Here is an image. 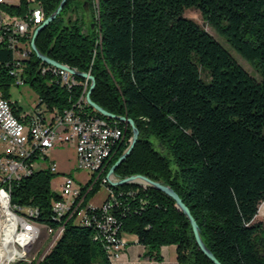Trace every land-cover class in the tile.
Here are the masks:
<instances>
[{"label": "trees", "instance_id": "16d2710c", "mask_svg": "<svg viewBox=\"0 0 264 264\" xmlns=\"http://www.w3.org/2000/svg\"><path fill=\"white\" fill-rule=\"evenodd\" d=\"M73 1L68 0L60 15L39 32L35 46L75 71L90 69L95 80L91 102L133 122L138 139L115 177L140 175L172 189L220 264H264L263 230L254 223L264 201V0H97L95 14L89 2L95 24L84 29L78 18L63 24L62 16ZM59 2L18 0L15 5L0 4V10L22 18L34 3L46 18ZM188 9L198 10L260 80L185 18ZM12 61V53L0 45L4 98ZM24 63L26 82L41 98L60 109L71 107L75 95L46 86L36 74L39 60L33 53ZM4 64L9 68H1ZM86 110L105 119L89 106ZM124 129L125 143L116 147L104 176L132 138L131 128ZM52 177L39 171L13 187V203L39 209L40 215H32V220L52 229L63 226L49 251L32 264H111L107 245L93 224H74L67 216L62 221L50 218L51 203L58 199L50 189ZM106 187L120 193L111 210L119 235H134L145 247V257L158 261L159 249L173 245L177 264H213L171 198L135 184Z\"/></svg>", "mask_w": 264, "mask_h": 264}, {"label": "built area", "instance_id": "2783aa9c", "mask_svg": "<svg viewBox=\"0 0 264 264\" xmlns=\"http://www.w3.org/2000/svg\"><path fill=\"white\" fill-rule=\"evenodd\" d=\"M0 4H7V1L0 0ZM6 18L8 21H5ZM44 19V12L38 5L22 18H11L0 10V45H4L13 57L10 68L7 64L1 65V68H9L7 74L18 86L26 82L24 62L32 53L31 35ZM90 71L84 73L92 76ZM36 74L49 88L63 90L72 97L74 94L75 102L71 101L70 108L60 109L58 105L49 104L39 97L36 105L16 115L14 102L0 94V238H9L11 249L16 252L8 264L15 260L28 262V254L41 232L51 238V242L63 232V226L49 229L47 223L43 226L28 224L27 215H40L39 209L12 202L15 183L39 171L46 170L53 175L58 173L57 164L52 160L48 162V159L51 149L62 143L74 147L76 170L87 175L90 166H98V176L95 181L86 179L77 185L69 174H64L60 191L55 193L58 199L51 203L50 218L68 215V220L74 224H93L97 237L106 243L110 255L116 256L117 260L125 242L120 239L111 210L120 193L116 194L106 187L107 196L99 206L84 204L86 196L83 194L85 190L89 192L107 171L116 147L119 149L125 143V129L118 126L117 120L103 119L86 110L89 106L86 101L90 85L88 79H80L41 61L36 67ZM105 176L102 184L106 186ZM138 186L147 188L145 184ZM22 230H30V237H22Z\"/></svg>", "mask_w": 264, "mask_h": 264}, {"label": "rangeland", "instance_id": "374dc122", "mask_svg": "<svg viewBox=\"0 0 264 264\" xmlns=\"http://www.w3.org/2000/svg\"><path fill=\"white\" fill-rule=\"evenodd\" d=\"M11 3H17L18 0H6ZM89 2H93V5L95 7L94 14L96 13L97 8V0H75L69 4V7L66 8V12L62 16L63 24H67L69 19L73 21L75 18L80 19L81 23L83 24V29L86 28L88 25L95 24V21L93 20V12L91 11V7L89 6ZM31 9L35 7V4L30 5ZM184 17L191 20L195 24H197L199 27L204 29L208 34H210L217 42H219L225 50H227L231 56L237 61V63L252 77L260 80V77L258 73L255 71V69L250 66L248 63H246L202 18L200 12L196 9H188L184 12ZM5 21H8L6 18ZM201 77L205 80H207L206 73L201 70ZM6 89V95L7 99L10 101H14L17 103V106L22 108V111L25 112L29 108L36 105V102L38 98L40 97L39 93L31 87V85L28 82H25L22 85H16L13 80L8 81V86ZM2 89H0V94L2 93ZM22 112V113H23ZM121 123V122H120ZM125 126V125H124ZM151 142L156 145V140L154 137H151ZM131 141V138L127 140V144L129 146ZM127 146V148H128ZM125 148L123 152L127 149ZM122 152V153H123ZM52 160L57 164L58 173L54 174L51 182H50V189L54 193H58L61 188V183L64 180V174H69L75 181L76 184L83 183L86 179L89 178V176L85 175L84 172L76 170L75 167V151L74 147L72 145L62 143L59 145L54 146L50 153H49V159L48 162ZM40 162V161H39ZM41 163V162H40ZM88 174V173H87ZM95 177H92L91 181H94ZM104 179V175L100 176V178L97 180V183L95 184V187H97V192L93 193V189H91L89 192L84 191V204H92L94 206H99L104 199L106 198L107 189L106 186L102 184ZM117 177H111V181H117ZM108 182V181H107ZM254 223H257L260 225L261 229L263 230V233L261 234L262 242H263V249H264V201L259 205L257 215L255 217ZM126 234V233H123ZM52 239L48 238L44 232H41L38 240L33 245L32 249L30 250L27 261L31 264L33 262L38 261V259L42 256H44L51 247H49V244L51 243ZM28 262H23L22 260H15L10 264H28Z\"/></svg>", "mask_w": 264, "mask_h": 264}, {"label": "water", "instance_id": "95a60500", "mask_svg": "<svg viewBox=\"0 0 264 264\" xmlns=\"http://www.w3.org/2000/svg\"><path fill=\"white\" fill-rule=\"evenodd\" d=\"M67 1L68 0H60L59 4H58L57 8L54 10V12L52 14H50L48 17H46L41 25H39L38 27H36L34 29L32 35H31V38H30V48H31L32 53L36 56V58L39 61H41L45 64H48V65L54 66L56 68H59L61 70L68 71L80 79H88L90 82V86H89V89H88V92L86 95V101H87L89 107L93 108L94 111H96L97 113H99L103 117H105L107 119L117 120V121L122 122V123L125 122L131 128L132 138H131V141H130L128 148L118 157V159L114 162V164L109 168V170L105 176L106 180L108 181V184L111 187H120V186H124V185H129V184H135V185L145 184L147 187L152 188L154 190H157L159 192H162L167 197L171 198L174 201L176 208L188 220L190 227H191L192 234H193L194 239H195V242H196L197 246L199 247V249L201 250V252L203 253V255H205L213 264H220L214 258V256L211 254V252L206 248L203 241L201 240L198 226H197L195 220L193 219V217L191 216L189 209L182 203L181 199L178 197V195L172 189H170L169 187L164 186L162 184L153 182V181L149 180L148 178L140 176V175L130 176V177H127V178H124L121 180L118 179L117 181H111L110 180L111 177L115 176L114 174H115L116 168L129 156V154L133 150V148L137 142V139H138L137 129L134 127V124L130 119H128L126 117L113 116V115L107 113L106 111H104L103 109H101L100 107L96 106L95 104H93L91 102L90 95H91V93L95 87V80H94L93 76H89L84 72H78L75 70H71L69 67H67L65 65H62V64H59L53 60H50L46 56L42 55L37 50V48L35 46V38L37 37L39 32L42 29H44L46 26H48L50 23H52L60 15L62 9L67 4Z\"/></svg>", "mask_w": 264, "mask_h": 264}, {"label": "crops", "instance_id": "0c3cea01", "mask_svg": "<svg viewBox=\"0 0 264 264\" xmlns=\"http://www.w3.org/2000/svg\"><path fill=\"white\" fill-rule=\"evenodd\" d=\"M7 3L15 5L18 2L11 3L7 1ZM13 107L16 115L23 112L22 108L17 106L16 102H14ZM120 239L125 242V247L119 258L114 260L111 264H177L176 248L173 245L161 247L159 249L161 259L157 261L145 257L146 249L137 242V238L134 235L120 233Z\"/></svg>", "mask_w": 264, "mask_h": 264}, {"label": "bare ground", "instance_id": "6f19581e", "mask_svg": "<svg viewBox=\"0 0 264 264\" xmlns=\"http://www.w3.org/2000/svg\"><path fill=\"white\" fill-rule=\"evenodd\" d=\"M118 123H119V121H118ZM123 124L125 125L124 128H126L128 126V124L125 123V122ZM97 173H98V166H90L89 173L87 174V176H89V178L87 179V181L89 179H91L92 176H94ZM31 216L32 215H30V217H27V223L28 224H31L32 226H43V225L35 222L34 220H32L31 219ZM66 216L68 217V215H60V217H57L55 219L57 221H62V219L64 217H66ZM49 229H52V228H49ZM22 237H30V230H22ZM55 241L56 240H54L53 242H51L49 247H52V245L54 244ZM10 243L11 242H10V239L9 238H0V264H8V262L12 259V257L16 253L14 250L11 249ZM109 260H112V261L116 260V256L110 255V253H109Z\"/></svg>", "mask_w": 264, "mask_h": 264}, {"label": "flooded vegetation", "instance_id": "af4514ba", "mask_svg": "<svg viewBox=\"0 0 264 264\" xmlns=\"http://www.w3.org/2000/svg\"><path fill=\"white\" fill-rule=\"evenodd\" d=\"M91 27H92V24H91Z\"/></svg>", "mask_w": 264, "mask_h": 264}]
</instances>
